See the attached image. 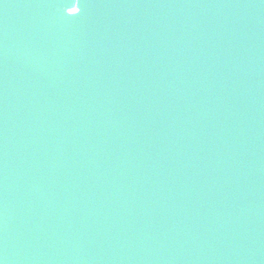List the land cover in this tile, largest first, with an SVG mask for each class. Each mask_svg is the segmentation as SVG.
Segmentation results:
<instances>
[{"label": "water", "instance_id": "obj_1", "mask_svg": "<svg viewBox=\"0 0 264 264\" xmlns=\"http://www.w3.org/2000/svg\"><path fill=\"white\" fill-rule=\"evenodd\" d=\"M0 264H264V0H0Z\"/></svg>", "mask_w": 264, "mask_h": 264}, {"label": "snow or ice", "instance_id": "obj_2", "mask_svg": "<svg viewBox=\"0 0 264 264\" xmlns=\"http://www.w3.org/2000/svg\"><path fill=\"white\" fill-rule=\"evenodd\" d=\"M80 9L78 8V11H79Z\"/></svg>", "mask_w": 264, "mask_h": 264}]
</instances>
